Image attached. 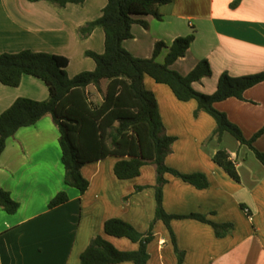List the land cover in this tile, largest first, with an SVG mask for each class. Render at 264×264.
Here are the masks:
<instances>
[{
	"label": "crops",
	"instance_id": "1",
	"mask_svg": "<svg viewBox=\"0 0 264 264\" xmlns=\"http://www.w3.org/2000/svg\"><path fill=\"white\" fill-rule=\"evenodd\" d=\"M232 1L169 0L158 7L160 18L144 17L147 27L133 24L132 37L123 46L135 57L148 58L156 43L169 46L175 38L193 34L185 55L171 67L186 75L198 62L207 60L211 75L194 82L193 87L212 94L223 73L237 77L264 71V0H241L235 7H231ZM106 3L85 0L58 9L45 0H0V54L28 49L64 55L69 60V77L93 70L95 62L85 51H104L103 29L95 28L85 39H79L77 29L99 17ZM167 50L162 49L158 61H163ZM74 64L76 70L69 72ZM143 83L156 99L165 132L175 137L165 164L184 174L200 173L207 180L206 187L197 188L165 173L164 210L172 215L198 213L232 225L226 235L218 237L207 222L172 219L170 227L178 248L184 251V263L264 264V165L230 133L225 132L220 142L212 138L215 121L204 111L194 114L195 100H178L169 86L147 74ZM106 85L102 80L100 90L88 86L89 100L99 104ZM243 96V100L227 98L214 106L249 139L264 125V82L248 88ZM19 97L42 101L47 99L48 89L29 75L17 87L0 83V113ZM58 138L57 127L46 115L36 124L18 129L0 155V187L19 203L14 214L0 207V264H80V254L96 235L119 250H135L138 243L106 235L104 222L119 218L142 233L151 225L156 207L154 165L146 164L138 176L121 180L113 172L117 157L88 162L81 173L89 186L81 194L64 183ZM253 146L264 152V133ZM221 148L234 161L239 180L213 161ZM61 190L68 201L49 208V201ZM152 232L147 264H177L166 225L157 220Z\"/></svg>",
	"mask_w": 264,
	"mask_h": 264
},
{
	"label": "trees",
	"instance_id": "2",
	"mask_svg": "<svg viewBox=\"0 0 264 264\" xmlns=\"http://www.w3.org/2000/svg\"><path fill=\"white\" fill-rule=\"evenodd\" d=\"M39 1V0H30ZM58 9L67 4H83L85 0H45ZM241 0H233L235 7ZM169 0H107L101 15L77 29L79 39L87 38L99 27L104 32V51L98 53L86 50L85 56L95 62L93 70H84L69 77L66 56L42 51L22 50L16 53L0 54V83L17 87L24 75L40 79L48 89V97L38 101L19 97L0 113V155L6 142L21 127L32 126L41 118L50 115L59 132L60 160L64 168V183L83 194L89 181L82 175L81 168L88 162L108 156L117 157L113 172L118 179H131L140 174L141 167L152 164L156 171L155 214L147 232L138 231L131 223L119 218H109L103 224L106 235L128 238L138 243L135 250L122 251L114 247L104 236H94L80 254V264H117L130 261L133 264H147V245L153 240L152 227L161 220L169 230L177 264L184 263V251L178 248L175 234L170 227L174 218H193L209 223L221 237L232 228L231 224H220L208 220L204 215L168 214L162 206V189L166 183L165 173H170L197 188L207 186V180L200 173L184 174L165 164L171 152L175 137L165 132L157 102L153 93L143 83L145 74L156 82L169 86L180 101L195 100L200 111L208 113L215 121L212 138L218 142L222 135L230 133L241 144L247 145L264 165V152L257 150L253 142L264 133V125L251 138L246 139L240 128L232 123L224 112L217 110L215 102L227 98L244 99V92L264 82V71L256 74L233 77L223 73L212 94H204L193 87V83L211 75L207 60L203 59L186 75L171 66L183 57L193 41L194 35L175 38L169 46L163 42L155 44L151 57L133 56L123 46L132 37L135 23L147 27L144 17L160 18L158 7ZM167 47L163 61L157 60L163 48ZM102 80L107 81L102 101L94 104L89 100L86 89L94 85L100 90ZM213 161L229 176L239 180L234 161L225 149H219ZM142 187H136L140 190ZM64 190L59 191L48 203L54 208L68 201ZM0 207L7 214H14L19 203L10 193L0 187Z\"/></svg>",
	"mask_w": 264,
	"mask_h": 264
},
{
	"label": "rangeland",
	"instance_id": "3",
	"mask_svg": "<svg viewBox=\"0 0 264 264\" xmlns=\"http://www.w3.org/2000/svg\"><path fill=\"white\" fill-rule=\"evenodd\" d=\"M76 70L75 64L71 66V68L68 70L69 72H72ZM76 75V74H75ZM93 98V97H92ZM99 98L96 97V102L98 101ZM93 103V102H92ZM255 155V154H254Z\"/></svg>",
	"mask_w": 264,
	"mask_h": 264
}]
</instances>
